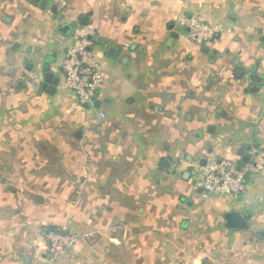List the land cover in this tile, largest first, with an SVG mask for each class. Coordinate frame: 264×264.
<instances>
[{
	"label": "crops",
	"instance_id": "1",
	"mask_svg": "<svg viewBox=\"0 0 264 264\" xmlns=\"http://www.w3.org/2000/svg\"><path fill=\"white\" fill-rule=\"evenodd\" d=\"M53 1L60 9L48 35L47 0L44 8L31 2L34 31L23 52L21 79L15 90L6 80L0 97V264H118L112 257L122 244L121 211L103 206L105 195L91 204L89 193L82 196L87 204L78 208L72 190L57 193L45 184L106 182L114 195L117 146L89 142L96 134L83 126L91 123V111L113 120L127 117L129 109L132 166L159 168L175 184L172 190L157 181L156 190L143 192L152 210L138 201L141 191L132 189V214L127 213L132 264H264V173L251 176L245 190L231 198L202 199L198 188L209 157L240 163L252 148L264 151L261 13L247 8L231 14L233 0ZM183 15L222 31L205 43L191 41L180 22ZM219 15L226 24L217 21ZM81 16L98 27L92 38L103 68L98 107L80 105L72 92L57 86L52 95L42 87L45 65L59 82L63 77L61 64L56 68L53 60L58 51L64 59L71 31L61 33L58 26ZM21 24L25 28L31 20ZM109 48L115 49L113 56ZM250 73L263 78L254 93ZM179 171L188 172L183 181L176 180ZM231 210L244 216L246 228L226 227L224 214ZM49 226L80 237L55 262L45 248Z\"/></svg>",
	"mask_w": 264,
	"mask_h": 264
},
{
	"label": "rangeland",
	"instance_id": "2",
	"mask_svg": "<svg viewBox=\"0 0 264 264\" xmlns=\"http://www.w3.org/2000/svg\"><path fill=\"white\" fill-rule=\"evenodd\" d=\"M47 2L48 4L45 7L47 12L43 14V19H45L44 21L48 24L46 35L53 32L54 24L51 19L58 17L55 13L60 9L58 4L53 0H47ZM232 4L233 12H231V14L236 13V11L242 12L250 9L255 13L260 12L261 14H259L264 17V0H233ZM53 7H55V12H52ZM33 13L31 0H0V97L2 93H4V88L7 84L6 80L10 82V87L15 90L16 83L21 79L19 72L20 69L23 68V62L27 58L23 55V52L29 46L30 36L34 31L33 21L35 17ZM44 15H46L45 18ZM62 17L70 18V16L66 14ZM6 18L11 19V25H8ZM217 18H219L217 21H221V24H226L227 21L224 19L226 17L219 15ZM25 20H31V24L23 28L21 23L25 22ZM62 58L63 53L58 51L56 58L53 60L55 61L56 68H58L59 64H62ZM47 60H51V58L48 57ZM62 79L63 77L61 80ZM58 90L61 91V89ZM124 114L127 117H120L113 120H101L99 119V117H102L101 114L91 111L90 115L93 117L89 119L91 123L83 126V130L85 129L86 132L90 130V134L91 132H95L94 135L96 134L94 140L93 138H89V142H106L107 140L109 143H113L117 146V155L120 158V178L116 176L115 181L111 182L114 185V195L111 193L112 190L109 191L107 189L106 182H101L100 184L81 182L45 184V189L48 191H53L55 189L57 193L72 190L75 198L71 200V202L78 208H82V206L85 205L84 203L87 204V199H83L82 196H87L88 193L90 195L89 200L91 204H99V202H101V196L105 195L107 199L106 204L103 206L115 205L122 213L120 217V227L122 228L120 231V238L122 244H120L119 250L112 258H114L118 264H132V221H129L130 216L127 215L129 211L132 214V189L141 191L139 196L141 199L138 201L142 206L146 205L148 210H152L153 204H151V200H148L149 203H146L143 198L147 195L143 192L147 190L148 193H150L149 191L156 190L155 183L157 181L162 182V186H167L172 190L175 184L172 182V179L167 180L165 176L168 174L159 168L153 167L144 169L141 166H132V109H129V111ZM69 140L70 142H75L73 138H69ZM62 143H64V141H62ZM61 155L63 156L65 153L61 152ZM183 172H186V174L188 173L187 171H179L177 175L175 174L176 180L183 181L186 179L183 178ZM132 174L137 178L134 179L133 182Z\"/></svg>",
	"mask_w": 264,
	"mask_h": 264
},
{
	"label": "built area",
	"instance_id": "3",
	"mask_svg": "<svg viewBox=\"0 0 264 264\" xmlns=\"http://www.w3.org/2000/svg\"><path fill=\"white\" fill-rule=\"evenodd\" d=\"M180 22L187 28L188 38L196 43H205L222 31L220 25L204 22L197 17L183 15ZM97 32L98 27L94 23L73 29L61 64L63 79L57 84V88L72 92L82 106L93 105V98L103 82L102 62L93 50L92 38ZM201 173L198 188L202 199L238 196L245 190L251 176L264 173V151L252 148L248 159L240 163L209 157L201 167ZM44 240L47 259L55 262L73 248L80 237L65 228L57 227L44 231Z\"/></svg>",
	"mask_w": 264,
	"mask_h": 264
},
{
	"label": "water",
	"instance_id": "4",
	"mask_svg": "<svg viewBox=\"0 0 264 264\" xmlns=\"http://www.w3.org/2000/svg\"><path fill=\"white\" fill-rule=\"evenodd\" d=\"M33 3H38V5L42 8L46 6V0H31ZM7 19V18H6ZM8 21V19H7ZM88 23V17L87 16H81L78 21H73L68 24H62L58 26V30L61 33L67 34L73 29H75L78 25H85ZM115 52L114 48H109L107 51V54L109 56H113ZM26 66L28 67V63H26ZM43 77H44V83L42 84V87L46 90L48 94H54L56 86L59 82V79L53 75V73L50 70V67L48 65H45L43 67ZM249 80L252 83L249 91L251 93H254L258 90L259 85L262 83L263 78L255 73L249 74ZM98 100L96 99V96L93 98V107H98ZM85 107H88L87 105H84ZM79 133H76V136L78 137ZM243 150L240 149L239 153H242ZM244 160H247L246 158ZM170 163L167 160H164L162 163V167H167ZM224 219L226 221V227L229 229H244L247 227L246 220L242 214L239 212H236L234 210H231L224 214Z\"/></svg>",
	"mask_w": 264,
	"mask_h": 264
},
{
	"label": "trees",
	"instance_id": "5",
	"mask_svg": "<svg viewBox=\"0 0 264 264\" xmlns=\"http://www.w3.org/2000/svg\"><path fill=\"white\" fill-rule=\"evenodd\" d=\"M78 26H80V25H78ZM56 228H57L56 226H49V227H46L44 231L51 230V229H56Z\"/></svg>",
	"mask_w": 264,
	"mask_h": 264
}]
</instances>
